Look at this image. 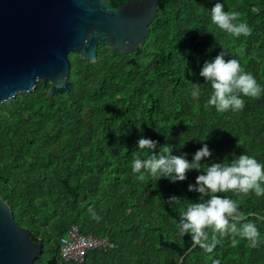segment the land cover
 <instances>
[{
  "label": "trees",
  "instance_id": "16d2710c",
  "mask_svg": "<svg viewBox=\"0 0 264 264\" xmlns=\"http://www.w3.org/2000/svg\"><path fill=\"white\" fill-rule=\"evenodd\" d=\"M128 1L139 0H107L112 8ZM216 2L163 0L137 52L100 44L95 62L71 53L70 93L50 99V83L38 82L32 93L0 105V196L43 243L34 264H264V196L217 194L236 200L256 223L258 247L239 236L233 246L227 236L212 253L196 246L186 255L191 237H180L177 226L187 204L200 199L188 186L201 172L175 183L147 174L140 181L132 172L133 152L151 154L138 149L142 136L159 142L157 154L170 144L189 161L207 143L213 155L202 170L243 153L264 164V93L242 97V111L218 112L205 106L213 90L200 76L204 63L225 50L264 87V0H219L250 26L247 37L212 23ZM192 84L201 85L197 99ZM173 196L179 204L167 203ZM74 226L116 247L91 251L84 263L61 262V238Z\"/></svg>",
  "mask_w": 264,
  "mask_h": 264
},
{
  "label": "water",
  "instance_id": "95a60500",
  "mask_svg": "<svg viewBox=\"0 0 264 264\" xmlns=\"http://www.w3.org/2000/svg\"><path fill=\"white\" fill-rule=\"evenodd\" d=\"M162 1L112 8L107 0H0V105L32 93L38 82L50 83V99L70 93L71 53L95 62L100 44L137 52ZM42 252L43 243L32 240L0 196V264H34Z\"/></svg>",
  "mask_w": 264,
  "mask_h": 264
},
{
  "label": "clouds",
  "instance_id": "9594fccd",
  "mask_svg": "<svg viewBox=\"0 0 264 264\" xmlns=\"http://www.w3.org/2000/svg\"><path fill=\"white\" fill-rule=\"evenodd\" d=\"M210 14L213 24L235 37H247L252 33L246 22H237L240 14L225 11L224 4L219 0ZM226 56L228 53L221 51L213 60L206 61L201 69L200 76L205 78L207 84L210 83L213 90L205 106H213L218 112L242 111L246 106L242 97L259 98L264 93V87L252 73L242 68L238 59H226ZM192 88L191 95L197 99L201 85L192 84ZM137 143L139 150L151 153L141 159L136 156V151L133 152L132 172L140 181L147 174L157 181L168 179L173 183L182 182L187 180L190 171L201 172L195 184L188 186L190 192L200 194V199L189 202L186 210L181 212L177 226L180 237L190 235L192 246H198L207 253H212L227 236L232 237L233 246L238 243L237 236L246 239L251 248L259 246L261 233L256 223L240 210L236 200L217 194L232 191L245 195L254 192L257 197L264 196V164L243 153L239 156L233 154L231 159L226 158L223 163L214 162L202 170V162L213 155L207 143L193 154L191 161L187 154L174 155V145L159 146L157 154L158 141L142 136ZM180 200L173 196L167 203L179 204ZM89 212L93 219H101L93 209L90 208ZM213 264H220V261L214 260Z\"/></svg>",
  "mask_w": 264,
  "mask_h": 264
},
{
  "label": "built area",
  "instance_id": "2783aa9c",
  "mask_svg": "<svg viewBox=\"0 0 264 264\" xmlns=\"http://www.w3.org/2000/svg\"><path fill=\"white\" fill-rule=\"evenodd\" d=\"M114 244L108 237L85 235L77 226L72 227L60 242V260L64 263H84L87 255L94 250L114 249Z\"/></svg>",
  "mask_w": 264,
  "mask_h": 264
}]
</instances>
